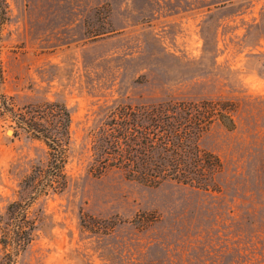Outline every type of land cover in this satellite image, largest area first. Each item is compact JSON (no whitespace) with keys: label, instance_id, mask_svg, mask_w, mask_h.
I'll return each instance as SVG.
<instances>
[{"label":"rangeland","instance_id":"obj_1","mask_svg":"<svg viewBox=\"0 0 264 264\" xmlns=\"http://www.w3.org/2000/svg\"><path fill=\"white\" fill-rule=\"evenodd\" d=\"M0 27V215L32 191L43 140L4 106L64 102L68 184L30 208L18 264H264V0H7ZM219 101L199 139L218 190L101 169V127L124 104ZM9 130L12 134H9ZM1 255V245H0Z\"/></svg>","mask_w":264,"mask_h":264},{"label":"trees","instance_id":"obj_2","mask_svg":"<svg viewBox=\"0 0 264 264\" xmlns=\"http://www.w3.org/2000/svg\"><path fill=\"white\" fill-rule=\"evenodd\" d=\"M0 0V27L8 12ZM17 126L43 140L49 149L47 165L36 167L22 186L32 191L27 200L11 202L0 215V264H18V257L33 242L39 229L30 208L41 195L63 191L71 144L72 116L58 100L35 108L4 106ZM229 105L219 101H178L157 104H124L113 110L101 127L97 161L101 169L116 167L149 185L163 181L218 190L215 177L223 170L222 160L202 149L199 139L215 120L233 128Z\"/></svg>","mask_w":264,"mask_h":264},{"label":"bare ground","instance_id":"obj_3","mask_svg":"<svg viewBox=\"0 0 264 264\" xmlns=\"http://www.w3.org/2000/svg\"><path fill=\"white\" fill-rule=\"evenodd\" d=\"M9 134H12V131L11 130H9V132H8Z\"/></svg>","mask_w":264,"mask_h":264}]
</instances>
